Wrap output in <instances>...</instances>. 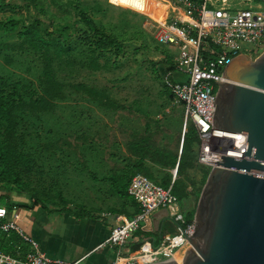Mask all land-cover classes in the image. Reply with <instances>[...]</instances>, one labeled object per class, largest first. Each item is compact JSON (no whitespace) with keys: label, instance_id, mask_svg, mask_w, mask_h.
Listing matches in <instances>:
<instances>
[{"label":"rangeland","instance_id":"1","mask_svg":"<svg viewBox=\"0 0 264 264\" xmlns=\"http://www.w3.org/2000/svg\"><path fill=\"white\" fill-rule=\"evenodd\" d=\"M75 3L89 7L95 22L124 42L122 54L116 56L104 52L98 56L97 52L92 53L91 45L83 38L85 27L77 23ZM157 6L166 13V8L161 7L163 5ZM11 18L21 22L15 30L7 31L0 25V78L7 84L21 82L38 93L42 90V58L24 39L18 37L23 24L28 25L38 18L42 29L50 30L52 38L65 51L60 58L54 56L56 78L65 86L64 98L56 101L50 112L37 115L29 111L18 113L20 141L17 143L34 160L32 172L22 174L24 180L49 199L58 200L57 192H62L70 201L69 208L73 212L78 210L75 206H82L112 217L125 213L129 199L113 195L110 182L104 178L114 170L118 174H127L129 182V173L121 163L113 160V143L123 142L117 140L113 133H118L119 128L144 130L143 119L101 107L85 93L75 92L72 86L85 83L107 93L121 104L132 105L151 118L162 121L169 131L163 134L161 142L173 143L177 134L185 132L190 121L186 118L184 106L168 96L162 83L165 65L161 59L170 51L154 38L155 26L166 23L167 13L164 23H160L143 11L114 4L110 0H35L31 4L21 2L20 5L1 7L0 21ZM245 49L251 54L249 45ZM258 51L261 53L263 49ZM92 57L96 62H92ZM75 135L88 136L92 141L80 146L78 152L60 146L62 140ZM50 144L53 145L51 150L47 149ZM196 147L197 144L194 145ZM79 154H83V157ZM84 164L90 171L83 168ZM169 171L173 178L174 169ZM90 172L97 178L94 179ZM209 172V168L194 163L186 175L176 174L190 195L180 205L196 209L197 198L191 181H195L197 187H202ZM10 195L15 196V200H27L26 196ZM0 202L8 203L9 200L3 198ZM8 204L10 206V202ZM57 211L66 213L65 210ZM37 212L40 232L42 236H48L49 226L43 216L49 212L43 209ZM51 225L55 229V225ZM26 227L30 231V227ZM82 236L84 244L88 245L84 251L91 250L93 246L85 242L87 233L83 232ZM48 238L45 240L57 241V237H52L51 233ZM63 238L70 237L67 235ZM123 253L128 251L123 249ZM62 257L72 259L69 254Z\"/></svg>","mask_w":264,"mask_h":264},{"label":"built area","instance_id":"2","mask_svg":"<svg viewBox=\"0 0 264 264\" xmlns=\"http://www.w3.org/2000/svg\"><path fill=\"white\" fill-rule=\"evenodd\" d=\"M169 4L164 25H156L155 40L172 55L173 69L163 72V86L182 103L186 118L199 135L198 163L213 168L222 155L244 158L247 134L213 128V108L218 83L227 64L235 56L252 59L264 50V6L256 0H162ZM254 2V3H253ZM250 46V53L245 52ZM161 46V47H162ZM252 55H255L253 57ZM128 194L140 204V212L115 224L100 247L116 250L106 264H156L175 254L195 232V221H187L171 187L164 188L146 175L135 174ZM166 209L177 225V232L165 235L156 244L146 241L135 252L123 253L127 240L150 220L155 212ZM1 230L14 231L28 244L23 256L0 250V264H86L54 258L39 243L26 235L19 225L20 214L0 204Z\"/></svg>","mask_w":264,"mask_h":264},{"label":"trees","instance_id":"3","mask_svg":"<svg viewBox=\"0 0 264 264\" xmlns=\"http://www.w3.org/2000/svg\"><path fill=\"white\" fill-rule=\"evenodd\" d=\"M35 0H0V8L6 5H14L23 3H34ZM77 12V23L85 27L83 38L91 45L92 53L97 52L98 56L104 52H111L119 56L124 51V42L119 37L112 34L104 26L98 25L90 15L89 7L81 6L75 3ZM21 24L20 20L9 19L5 22L0 21V25L7 31L15 30ZM53 33L50 30H43L41 21L36 18L32 23L22 25V29L18 33L20 39L25 42L40 55L43 62V82L41 92L31 89L28 85L21 82L7 84L0 78V201L7 198L10 202L2 203L11 211L17 208H34L41 207L49 210L48 206H57L61 210L70 213L77 219L95 218L97 211H90L85 207L77 206L78 210L73 212L69 208L70 201L67 200L62 192H57V199L53 200L46 198L37 189L33 188L29 182L24 180L22 174L30 173L33 170L34 160L32 156L25 152L17 142L20 141L18 136V113L21 111H29L37 115L41 112H50L54 109L56 101L64 98V85L58 81L54 69V56L60 58L65 55L64 47L52 38ZM161 47V46H160ZM164 48V47H163ZM161 61H164L165 70L173 69L172 56L169 52ZM92 62L96 59L92 57ZM169 65V66H168ZM158 71L157 69H155ZM165 88V87H164ZM72 89L75 92L85 93L92 101L101 107L109 108L118 113H125L129 116H140L144 122V130L137 131L128 128H119L118 133H113L115 138L122 139L127 142V151L137 159V162L129 169L130 180L137 174L146 175L164 188L171 187L172 194L177 200L184 203V198L189 197V192L184 189L183 183L176 178L173 181L172 175L166 174L162 179H156L151 174L150 169L145 166V161L149 160L152 163L175 169L177 167L178 175H186L187 170L193 168L194 163H198V147L199 135L195 125L190 122L184 133L177 134L173 143H162L161 137L167 133L168 128L160 120L151 118L147 113L140 109H136L132 105L121 104L112 99L107 93L90 87L85 83L73 84ZM170 98H174L172 93L167 90ZM183 138V139H182ZM183 146L181 150V142ZM92 141L88 136L75 135L61 141L60 146L73 149L78 152L79 147L86 142ZM197 147L194 148V145ZM47 149L51 150L53 145H47ZM83 157V154H79ZM201 165V164H200ZM83 168L90 171L89 167L84 164ZM91 173V172H90ZM94 179L96 175L92 174ZM111 184V193L123 199H129L137 207V202L128 194L127 174H118L111 170L109 176L104 178ZM206 181V180H205ZM205 183V182H204ZM3 185V186H2ZM192 189L198 201L202 187H197L195 181H191ZM16 196H26L27 200H15ZM13 197V198H12ZM14 199V200H13ZM14 206L16 208H14ZM187 221L194 219L195 209L187 208L180 205ZM141 209H137L131 216H135ZM2 220H0V225ZM1 228V226H0ZM147 232L141 228L134 233V236L140 238L139 241L128 244V252H135L140 249L144 243ZM23 238L17 235L16 232H4L0 229V250L15 256H23L29 246L22 240ZM160 238L155 237L149 242L158 243Z\"/></svg>","mask_w":264,"mask_h":264},{"label":"water","instance_id":"4","mask_svg":"<svg viewBox=\"0 0 264 264\" xmlns=\"http://www.w3.org/2000/svg\"><path fill=\"white\" fill-rule=\"evenodd\" d=\"M213 112V128L247 134L244 158L222 155L215 162L196 204L194 234L156 264H264V50L255 59L230 60ZM176 174L177 167L173 181ZM161 213L169 218L166 209L154 218ZM153 228L162 231L163 224L150 219L142 226Z\"/></svg>","mask_w":264,"mask_h":264},{"label":"crops","instance_id":"5","mask_svg":"<svg viewBox=\"0 0 264 264\" xmlns=\"http://www.w3.org/2000/svg\"><path fill=\"white\" fill-rule=\"evenodd\" d=\"M163 70L165 71V68ZM138 131L143 130L139 129ZM119 140L123 142H114L111 148V153L115 156V159L113 160L115 162L121 163L123 169L127 171V169L131 168L137 162V159L128 153L127 142L122 139ZM145 166L150 169L151 174L156 179H162L165 177L166 174L170 173L167 167L152 163L149 160L145 161ZM38 209L43 208L39 206L34 208H17L16 211H18V213L20 214L19 225L24 231V233L34 238L46 254L51 257L61 259H65L62 257L64 254H69L71 255L72 259L65 260L75 261L80 258L86 257L84 259V262L86 264H106L109 260L115 257L116 250L109 246H100L107 239L111 228L115 224L121 223L124 218L134 217H129V215L131 216L134 212H137V209L141 208L138 202L136 207V205H134L131 200H128V205L125 213L121 215H114L119 217H112L110 215H105L104 213V215H102V213L97 212L95 218L77 219L75 218V216L67 212L58 213L57 210H61L60 207L50 205V210H48L49 213L44 215L43 218L44 222H46L49 226L51 236L53 237V235H55L57 237V241L53 239L45 240L49 237L50 233L48 236H42L40 232V227L36 221ZM161 211L162 210H159L154 214ZM151 220L156 221L158 226H161L163 224V229L162 231H158L155 228L143 230L147 232L144 238L145 241H151L155 237L161 239L165 235L177 232L176 223L171 219L170 216L169 218H166L164 216V213H161L158 218H154L153 215ZM91 221H95L96 223L93 224ZM51 224L55 225V229L52 228ZM26 225L30 227V231L27 229ZM83 232L87 233V239L85 240V242L93 246L92 249L89 251H84V248H86V246L88 245L84 244V238L82 236ZM67 235H69V239L63 238V236ZM139 240L140 238L138 236L135 237L133 234L127 240L123 249H126L128 251V244Z\"/></svg>","mask_w":264,"mask_h":264},{"label":"bare ground","instance_id":"6","mask_svg":"<svg viewBox=\"0 0 264 264\" xmlns=\"http://www.w3.org/2000/svg\"><path fill=\"white\" fill-rule=\"evenodd\" d=\"M110 1L114 4H120V5H123L125 7H132V8H135L137 10L143 11L144 13L149 14L151 17H153L154 19H156L160 23H164L165 18H166V13L168 15L169 7H170L168 3H166L162 0H110ZM158 4L163 5L164 7L161 6L163 9L166 8V13L160 9V7H159L160 5L157 6ZM157 7H159V8H157Z\"/></svg>","mask_w":264,"mask_h":264}]
</instances>
